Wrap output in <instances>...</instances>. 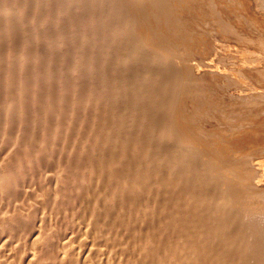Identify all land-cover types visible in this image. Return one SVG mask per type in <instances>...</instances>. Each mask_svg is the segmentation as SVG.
I'll return each mask as SVG.
<instances>
[{
	"label": "rangeland",
	"instance_id": "1",
	"mask_svg": "<svg viewBox=\"0 0 264 264\" xmlns=\"http://www.w3.org/2000/svg\"><path fill=\"white\" fill-rule=\"evenodd\" d=\"M14 1H16L17 3L15 4ZM69 1L68 0L67 1L66 0L64 1L63 0H12V1L11 0H0V140H1L0 142L1 143L0 144V177L1 178L3 177L11 178L12 177L14 181H15V178L17 180V182H13V180L10 181V178L7 179L8 181L6 180V184L8 183L11 187V188L9 187L11 194L9 193L10 192L9 190H7L8 192L4 190H0V200H1L0 201V205H1L0 215H2L1 212L3 211L4 212V213L2 212L4 216L3 218L5 219V221L7 218V222H9L10 227H12L8 231L9 226L8 227L4 226L6 224L8 225V223L4 221L2 216H0V218L3 219V220L2 219L0 220V223L1 222L5 223V224L3 223L4 227L1 226L2 223L0 224V226L2 227V228L0 227L1 228L0 232H2V234H0V243L2 242L0 246L3 245L2 249L0 247L1 251L3 250L2 252L0 251V259H1L0 264H23V262L21 261H24V260L26 261L29 258V255H30V258L27 262H29V264H37L38 258H39L38 254L40 252L37 249L38 247L35 245H39L42 242L41 243L39 242V238L41 237V235L37 233L38 228L36 226L39 225L38 223V221L40 220L39 216H41L43 213H47L46 218H48V219H45V221L47 220V223H45V226H44L45 228L42 227V230L45 232V234L49 235L50 233H52L54 237L53 241L55 240L54 241L55 244H58V245L61 244L62 242L61 240L63 239L64 240L62 243H64L65 240H69V241H65L66 244L67 242H69L68 244H71V247L69 246L70 249L68 247V250L74 249L73 251L71 250L72 254L73 252L75 253L80 252L77 255L75 254L73 256L74 258H77L78 255L80 256L78 258H82L84 256V252L86 251V248L89 245L88 243H90L91 241L89 236L88 238H85L86 237L85 233H86V228H87L85 223L81 221L79 222L80 223V226H79V223L75 222V227H72L71 224L69 225V221L66 220L65 214H64V217H65L64 219L63 217L64 212H61L62 214L58 215V217L54 215V217L52 218L53 215L48 213L49 211L47 210V208H45L44 206L43 208L41 207V204L44 201H46L45 200L46 194L44 193H45V190H48L47 188L52 189L51 195H50L52 199L56 197L57 194H59L60 196V194H63L64 192H68L70 193L71 196L73 194V197H75L76 199V200L74 199V201L78 203H79V198L81 197V195H86L92 198L91 200L92 202L96 195H100L101 197L99 198V200H97V202L99 203V206H101V204L103 203L102 199H104L105 197L104 195H106L105 191L107 190L109 192V190H112L113 187L116 186V189L118 188V191L116 193V199L113 200V202L109 200V203L111 204V206L110 205L109 206L113 214L114 213L116 214V212H119V211L121 212V214H123L125 213L127 207L129 206L128 201H127V198H128L127 191L126 189L122 190L123 184L125 183V181L126 182L128 181V178H137V177L139 178L141 176L140 178H151L150 184L153 183L151 192L150 193L144 192V195L142 196L143 197L142 200L150 201L151 203H153V199H154V200H157V202H161V204H162V201L164 200L167 202V205H165V207L162 206V208H164L163 210L167 212L169 208L171 207L170 203L172 201L171 200L172 195H170L171 194L170 192L175 187L174 189H176L177 193H179L180 195L183 192L188 193L187 194L188 196L184 195L182 198L180 196L181 205H185L182 203H187L188 205L187 207L189 209H192V207H194L195 205H196L195 208L199 206L198 209L200 208L199 210L207 214L205 218L206 220L204 219L203 223L207 222L208 224L209 222L212 224V221H213V223L216 225V221H217L218 222L217 227H218L220 225L219 221L222 220V219L219 220L218 218L220 217L218 216L214 217V214H211L212 216L210 215L209 212L213 208L212 205H211L212 208L210 210V207H211L210 204L202 203L201 200H199L201 197H204L203 195L204 193L208 194L210 192H213L212 191L213 188L211 186H205L207 185V182L203 183L204 179L201 180V178H199L200 176V171L198 168L199 163L196 162L197 164H195L193 162L191 164H194V166L193 165L189 167L186 166L185 163L183 162L184 160L181 159L182 154H180V156L177 157L179 160L175 162L174 156L173 154H171V151L169 148L170 145L172 146L171 140H169L167 137H161L159 135V133H161V130H163L162 129L163 123L167 116V111L165 109L164 100L167 98L173 97L174 95L179 94L178 91H180V88H178L179 71H177L176 68H175L176 70L175 71L172 67H169V66L167 67L164 64L161 65V63H158V64L152 63L153 65L152 64L150 65V62L146 61L144 57H140V56L138 57L134 55L132 56L129 54L131 52H129L128 54H125L123 52L127 50L128 46L124 40L125 37L123 33L121 34V30L118 29L117 27V24H119L120 19H119V16L117 15V12L116 13L113 12L117 8V6L115 3H114L115 5L113 4L112 0H105V1L104 0L102 1L101 0H71L70 2ZM9 2L10 3L12 2V3L10 4ZM65 2L66 3L68 2V3L66 4ZM63 3H65L64 4L65 6L63 5ZM102 3L105 7L102 5ZM12 4L14 5V8ZM110 4L114 5V8H113L114 10L112 11L114 16L113 14H110L111 13L109 11ZM60 5L64 7L63 8V10L65 9L64 11L61 9ZM15 6H16V9H15ZM107 9L109 12L106 11ZM254 10L258 11L260 14L264 16L263 6L261 7V6H258V4H256V7ZM100 11H102L103 14ZM213 13L215 14L218 12L217 11L214 12V9H213L212 11H210L209 16H211V14ZM125 14H126V11L124 12V15ZM105 16L108 18H106ZM206 20H200L199 22H197V24L199 25V32L202 30L201 37H200V40L197 46V50H198V53H200V56L198 55L192 56L191 61L193 60L192 61L193 63H198V64L199 63L203 64V63H206L207 61L208 63L210 61L212 62L216 61V63L218 64L220 63L226 64L229 58H227L226 56L219 57L216 53H214L215 45L214 47L211 45L216 44V42H220V43L223 42L225 46L224 45L221 46V51L224 50V52L226 53L230 52L231 54L233 53V54L238 55L239 53L237 52V50H234L230 46L226 45L227 43H229V37H228L230 36V33L228 32L229 29L226 28L224 25H222L220 28L216 26L218 25V23L216 24V22L218 21L215 20L214 18L211 20L210 18ZM108 25L110 27H108ZM73 30H74V33H73ZM60 31H61V34H60ZM70 31L71 33L69 34ZM250 31H251L250 32L251 34L260 35L255 30H250ZM112 35L113 36L115 35V36L113 37ZM210 35L211 36L213 35V36L211 37ZM236 43L238 44L242 43L241 46H239L238 48H242L244 46L248 49L250 48H253V49L255 48V50L257 49V47L255 46L256 44L250 41H245V42L239 41ZM229 48L232 49V51L229 50ZM259 50H260V55H258V59L256 61H253V63L256 66L263 67L264 66V48H260ZM200 66H203V65H200ZM74 71L78 73L77 76H76L77 73ZM176 80L177 82H175ZM247 92H250V90L248 89ZM100 94H102V96ZM8 110L10 113H8ZM58 121H60L61 123ZM64 132H65V135H64ZM74 132H75V135H74ZM67 134H69L70 136H68ZM101 135H104V136H101ZM17 136L18 138H16ZM3 137L5 138L4 140L7 143L3 140ZM67 137H68V140H67ZM83 137L84 139L82 140ZM10 138H11L10 140L11 143L9 142ZM70 138H72L73 143ZM41 139L42 141L39 142V140ZM89 139H90V142H89ZM111 140L113 142H111ZM2 141L4 142L2 143ZM74 142L76 143L77 146L74 145L75 144ZM8 143L10 145H8ZM67 143H69L68 144L69 147ZM5 144H7L8 146ZM104 144L106 145L104 146ZM61 145H62L63 150L61 148ZM70 145L71 147L74 146L76 150L74 148L71 149ZM101 147L103 148V150ZM69 150L71 151V153ZM39 154L42 156H40ZM54 154L55 156H53ZM76 155H78V157H76ZM171 155H172V158H171ZM18 156L19 158H17ZM20 156L23 157L22 159L27 158V160L25 159L26 161L24 160L21 161ZM112 160L114 161L112 162ZM26 162L30 164L27 165ZM20 164H22L23 166V167L21 166L23 168V171L21 170L22 168L20 167ZM100 164L102 165L100 166ZM196 166L197 168H195ZM4 168L5 170H3ZM101 169H102V172H101ZM7 170L10 172L8 174L10 176L7 175L8 173ZM15 171L17 173H19L18 171H20L19 173L20 176L16 175ZM51 171L52 173L53 172L55 173L51 174ZM149 172H151V174ZM30 176L34 178L31 179ZM54 176L57 177L58 179L57 178L54 179L55 178ZM72 176H75L74 178H78L76 179V182H73L74 178ZM44 177L46 178L47 182ZM112 177L114 179L112 180L111 183L104 180V178H112ZM19 178L22 181H20ZM37 178L40 179V182L38 181ZM59 178L61 182L63 179L67 184L64 182L62 183L59 182ZM65 178L66 179L68 178L67 181L65 180ZM167 178H172L173 183L169 184V182H167L168 181ZM26 180L27 181L29 180V181L27 182ZM42 180L44 183L42 182ZM57 180L59 183L57 182ZM68 180H71L72 182L71 181L68 182ZM23 181L25 184L22 183ZM31 181H33L34 183L33 182L30 183ZM199 181L201 182V186L199 185L200 184ZM0 183L5 184V181L3 182L0 180ZM13 183L15 184L21 183L23 184L22 185L23 187L21 186V184L16 185V190H15L14 189L15 186L13 185ZM48 183H50V185H47ZM33 184L35 186H33ZM39 185L41 189H43V191L40 189ZM156 185L159 188L161 187V190L156 191ZM19 186L21 188H19ZM56 186L60 190H58ZM26 187H29V190ZM166 188L169 189L167 191L168 194L166 192ZM162 189L164 191H162ZM31 193H32L33 198L35 197V194H36L37 199L34 198L35 201L31 199L32 197L29 196L31 195ZM8 194H10L11 196ZM12 195L14 198L12 197ZM21 195L23 196V198ZM42 195L43 196L45 195V198L43 197L41 198ZM192 195L194 197L196 196L199 198L195 199L193 198ZM8 196L12 197L13 199ZM26 196H27V199L30 198L29 201H27ZM1 197L3 199H1ZM17 197H19L20 199ZM191 198L193 200H191ZM6 199H8L9 202L12 199L10 204ZM59 199L61 198L59 197ZM81 199L82 198H80V200ZM194 199L195 201L196 200L197 201L194 202ZM15 200L16 202H14ZM19 200L22 202H20ZM30 200H33L34 203L37 202L36 205H39L41 201L43 200L40 206H37L39 207L37 208L38 211L35 216L37 217V219L32 218L33 216L32 217L28 216L29 215L28 212L31 211L30 209L31 207H29L28 206L29 204L27 203H31ZM38 200L40 201L38 202ZM6 201L8 202V206L10 208L5 203ZM2 202L5 203L6 206L4 204L2 205L1 204ZM82 202L83 201L81 200L80 204ZM20 203H23V204L20 205ZM197 203L199 205H197ZM192 204H194V206ZM20 206L22 207L20 208ZM120 207L122 209H120ZM2 208L7 210V213ZM27 208H29L30 211L29 210L25 211ZM8 209L9 210L12 209L11 213ZM42 209H45V210H43L42 212ZM64 209L69 211V209L67 208H64ZM206 209L210 211H206ZM22 210L26 212L27 216L25 215L24 211H23L24 213L22 212ZM123 210L125 211L123 212ZM40 211L42 212V214ZM39 212H40V215H39ZM16 213L19 214V216L23 214V217L28 219V221L30 220V218L33 221L35 219V221L34 222L32 220L30 222H28L27 220L25 221V218L23 219V217L22 218L17 217L18 215ZM5 214L9 217H7ZM11 214H14V215L12 216ZM48 215H50L51 217H49ZM10 216L12 218H10ZM59 217L63 219L59 220L60 219ZM8 218L9 220H17V221L19 220L18 222L15 221V223H17L19 227L16 226L17 224H15L14 221H9ZM229 218H230L229 223L230 224L233 223L230 225L231 228L235 227V229L233 230H237V233H239V230L241 231L242 229V232L246 230L247 231L246 233H248V230H249L247 228L248 224L246 225L245 223V225H243L244 223L243 224L241 223L242 222L241 219H238V220H241V222L239 221L241 224L239 222L238 223L234 222L237 220H233V216ZM52 219L53 220L56 219L55 221L59 220L60 224H59V221L58 223H52ZM65 220L68 222V224L67 222L66 223L64 222ZM24 222H25L26 229H25V226L23 227ZM31 222L33 225L30 224ZM63 222L66 224V226H64ZM260 222H261V219L260 221H258L259 226H260ZM262 222L264 223V219ZM13 223L15 225H13ZM211 224H210V228L214 226V224L213 225ZM206 226H209V224L206 225L205 223V227ZM217 227L215 229H217ZM13 228L15 230V231L13 230L14 233L12 231ZM66 228L70 230V233H69V230ZM77 228L79 229L78 230L79 233H77V235L78 234L80 235V236L78 235L79 236L78 238L82 237L81 235H83V238H80V239L76 238L77 236L75 234L77 232ZM2 229L3 230L6 229V230L3 231ZM23 229L24 230L28 229L29 231L27 230L25 231V233H23L24 232ZM64 229H66L67 232L63 231ZM71 229L73 232H71ZM80 229L84 232L85 235L80 234L81 232ZM92 229H93V226H92ZM196 229H198V227H196ZM260 229L262 231L261 238L264 240V237H263L264 225L260 227ZM21 231L23 235H21L22 234ZM55 231H57V234ZM53 232L58 236V238H56L57 236L55 237V234ZM4 233H5L4 236L8 238L7 241L5 240V237L2 236ZM27 233H28V238H27ZM35 233H37V235ZM65 233L66 234L68 233V234L66 235ZM30 234H32L33 236L36 235L39 237L37 238L35 236L36 238L35 237H34L35 239L33 238L34 239L33 241H36V243H34L31 240L33 236ZM25 235H26V238H25ZM67 236L69 238L66 239ZM71 236H74L76 239H74ZM248 236H247V240L251 238V233H250L249 238ZM10 237L11 239H9ZM18 238H19V242H17ZM22 238L27 242V244H25V241ZM253 238L254 237L252 236L250 240L253 241ZM79 240H80V243H77ZM263 240L261 243H264ZM3 241L6 242V247ZM9 241L11 245L16 242V246L18 245L17 243H21V245L23 244L25 246H20L19 244L20 249L18 246L17 248H15L16 246L9 245ZM238 241L236 240L237 243ZM28 244H30V246ZM78 244H81L79 245L80 248H78V250L80 251H77ZM27 245L30 247L31 249L30 251ZM31 245H33V247L35 246L36 249H33ZM63 247H64V244L63 246H61V249H63ZM9 248L11 249V251H7V250H10ZM75 248H76V251H75ZM24 249H26V252ZM59 249L54 248L53 246L48 247V246L43 245V251L51 256V257L48 256L50 257V260L49 259L44 260L45 264H47L48 262L50 264L51 263L60 264L58 263L59 261H62L61 260L62 254L60 253V251L61 252L63 251L62 250L59 251ZM260 250H262L263 252L261 251V253L264 254V250L262 249V246L260 247ZM33 251L34 252L36 251V252L33 254ZM6 252H8L7 253L8 256H6L7 254L5 255ZM10 253L11 255L9 256ZM21 253L24 255H22ZM31 254L32 256L36 255L38 257L37 258L36 256H34L37 258L36 259L37 261L35 260V258H31L32 257ZM40 255L41 253L39 254V256ZM45 257H47V255L44 254V258ZM22 258L24 259L22 260ZM30 260H32V262ZM51 260L52 262H50ZM44 261L40 262V264L44 263ZM27 262L25 263L27 264Z\"/></svg>",
	"mask_w": 264,
	"mask_h": 264
},
{
	"label": "bare ground",
	"instance_id": "2",
	"mask_svg": "<svg viewBox=\"0 0 264 264\" xmlns=\"http://www.w3.org/2000/svg\"><path fill=\"white\" fill-rule=\"evenodd\" d=\"M112 1H113V4L114 3L116 4L117 8L115 6L116 9L114 10L113 8H114L115 4L114 5L110 4L109 5V11L111 12L110 14H113V12L114 13L117 12V15L119 16V19H120V22H119V24H117V27H118V29L121 30V34L123 33V35L125 37L124 40L128 46L127 50L123 51V52L125 54H128L129 52H131L132 54L131 53H129V54L132 56L134 55V56H138V57L139 56L144 57V59H146V61L150 62V65L152 63H154V64L161 63V65L164 64L167 67L168 66L172 67L174 70L176 68L177 71H179L178 88H180V91H178L179 94L174 95L173 97H170V98H167L164 100L165 109L167 111V116H166L164 123H163V127H162L163 130H161V133H159V135L161 137H167L169 140H171L172 146L170 145L169 148H170L171 154H173V156H174L175 162H177L179 160L177 157L180 156V154H182L181 159L184 160L183 162L185 163L186 166H188V167L191 165L194 166V164H191L193 162L195 164H197L196 162L199 163V165H198V168L200 171L199 178H201V180L204 179L203 183L207 182V185H205V186H211L213 188V190H212L213 192H210L208 194L204 193L203 194L204 197H201L199 200H201L202 203L210 204V206L212 205L213 208H212V206L210 207V210H211V208H212V210L210 211V210L206 209V211H210L209 212L210 215L214 214V217L218 216L220 218H218V217H216V218H218L219 220H221V219L222 220L219 221L220 225L218 227H217V225H218L217 221H216V225L212 221V224L208 222L209 226L205 227V223H206V225H208V224H207V222H205V223H203V222H204V219L206 218L207 214H205L204 212L199 210L200 209V208L198 209L199 206L197 208H195L196 205L194 206V204H192L194 206V207H192V209H189L187 207L188 206L187 203H182L185 205H181L180 196H181V198L184 195L188 196L187 195L188 193L183 192L185 194L182 193L183 195L182 194L180 195L179 193H177L176 189H174L175 188L174 186H173L174 187L173 190L171 189L172 191L170 192L171 193L170 195H172L171 196L172 201L170 203L171 207L169 208V210L167 209L168 210L167 212L163 210L164 208H162V206L165 207V205H167V202L164 200L162 201V204H161V202H157V200H154V199H153V203H151L150 201L142 200L143 199L142 196L144 195V192H147V193L151 192L153 183L150 184L151 178H140L141 176L139 178L138 177L137 178H128V181L127 182L125 181V183L123 184L122 190L126 189L127 197H128L127 201L129 204L126 211L123 210V212L125 211V213L122 212L123 214H121L120 211H119L120 213L116 212V214L115 213L113 214L111 212V209H110L111 204L109 203V200L113 202V200L116 199V193L118 191V188L116 189V186H114L112 190H109V192L107 190L105 191L106 195H104L105 197H104V199H102L103 203L101 204V206H99V203L97 202V200H99V198L101 197L100 195L94 194L96 196H95L93 202L91 201L92 198H90L86 195H81L80 198H82L81 200L84 203L82 202L80 204V201H81L80 198H79V203H78V202L74 201L75 197H73V194L71 196L70 193H68V192H64L63 194H60V196H59V194H57V196L52 199L50 197L52 189L47 188L48 190H45V193H44V194H46V198H45V195L41 196V198L43 197L46 200L44 202H43V200L41 201V203L43 202L42 204L40 203L41 207L43 208V206H44L45 208H47V210L49 211L48 213L53 215L52 218L54 217V215L58 217V215L62 214L61 212H64L63 217L65 214L66 220L69 221V225L71 224L72 227H75V222H77V223H79L81 221L84 222L86 227H87L86 233H85L86 235L84 234V232L81 229H80L81 230L80 234H84L86 236V237L84 236L85 238H88V236H89L91 241H90V243H88L89 247L87 246L86 251L84 249V251H85L84 256L82 258H78V257H80L78 255L77 258H74L73 256L75 254L77 255L80 252H78V253L73 252V254H72L71 250L73 251L74 249L68 250V247L69 246L71 247V244H68L69 242H67V244H68L67 245L65 243V241H69V240H65L64 243H62L64 240L63 239V240H61L62 241L61 244H59V245L55 244V242H54L55 240L53 241L54 237H53L52 233L48 232V233H50L48 235V234H45V232L42 230V227H44L45 223H47V220L45 221V219H48V218H46L47 213L42 214L43 210H45V209H42V212L40 211L42 215L39 216L40 212L38 215L40 220L39 221L36 220V221H38L39 225L38 226L35 225L38 228L37 233L39 235H41L42 239H41V237L39 238L38 236H36L37 233H35L36 235H34V236L32 234H30L33 236L31 239L32 241L37 237V238H39V242L40 243L42 242L39 245H35L38 247L37 249L41 253V255L39 256L40 253L39 254L37 253L39 258L36 255H34V256H36L38 258L39 264H40V262H42L44 260H47V259L50 260L51 256L43 251V245H45L48 247L53 246L54 248H57V249L60 248L59 251L60 250L63 251V252L60 251V253L62 254V255L60 254L62 257V259H61L62 261L58 262L60 264H264V254H262L261 253L262 250H260L261 246H262V249L264 250V248H263L264 243H261L263 239L261 238L262 237V231L260 229V227H262L264 225V223L262 222L264 219V66L259 67L253 63V61H256L258 59V55H260L259 49L264 48V16L262 14H260L258 11H255L254 9L256 7V4H258V6L264 7V0H112ZM252 1H253V3H252ZM14 2H15V4L17 3L16 1H14ZM65 3H63V5ZM13 4H12V6L14 8ZM102 5H103V3H102ZM63 8L64 7L61 6L62 10H63ZM15 9H16V6H15ZM213 9H214V12L217 11L218 13H215V14L213 13V14H211V16H209L210 11H212ZM9 10H11V9H9ZM106 11H108V9ZM125 11H126V14L124 15ZM56 12H57V10H56ZM58 12H59V10H58ZM60 12H62V11H60ZM100 12H102V11H100ZM52 14H54V13H52ZM61 14H63V13H61ZM102 14H103V12H102ZM102 14H100V15H102ZM113 16H114V14H113ZM64 17H66V16H64ZM106 18H108V17H106ZM209 18H210V20L213 18L215 20H217L218 22H216V24L218 23V25H216V26H218L219 28L222 25H224L226 28L229 29L228 32L230 33V36H228V35L227 36L229 37L230 45H229V43H227L226 45L230 46L234 50H237V52L239 53L237 55V54H233V53L231 54L230 52H228L229 53L228 54V53L224 52V50L221 51V46L222 45L225 46V44H223V42L220 43V42L215 41L216 44L211 45L213 47L215 45L214 53H216L219 57L226 56L227 58H229V60L226 64H223V63L218 64L214 60L215 62L210 61L208 63V61H207L206 63H203V64L199 63L200 65H203V66H200L198 63H193L192 62L193 60L191 61L192 56H194V55L200 56V53H198V50H197V46H198V43H199V40L201 37L202 30L199 32V25L197 24V22H199L200 20H206ZM101 20H102V18H101ZM109 22H111V21H109ZM108 27H110V26L108 25ZM250 30H255L260 35L251 34ZM36 33H37V31H36ZM70 33H71V31L69 32V34ZM73 33H74V30H73ZM60 34H61V31H60ZM64 36H65V34H64ZM222 36H223V34H222ZM60 38H62V37H60ZM239 41L240 42H245V41L253 42L256 44L255 46L257 47V49L256 50H255V48L254 49L253 48L248 49L244 46L242 48H238L242 44V43L241 44L236 43ZM224 43H225V41H224ZM232 49L229 48V50H231V51H232ZM123 57H124V55H123ZM128 57H130V56H128ZM121 59H123V58H121ZM134 59H136V58H134ZM141 60H142V58H141ZM206 60H207V58H206ZM74 72H76V71H74ZM77 75H78V73L76 74V76ZM74 76H75V74H74ZM175 82H177V80ZM123 86H125V85H123ZM176 87H177V85H176ZM248 89L250 90V92H247ZM100 95L102 96V94H100ZM110 99H112V98H110ZM96 100H98V99H96ZM49 108H50V106H49ZM8 113H10L9 110H8ZM58 122H60V121H58ZM6 123H8V122H6ZM112 124H113V122H112ZM68 130H69V128H68ZM78 130H79V128H78ZM57 131H59V130H57ZM70 134H71V132H70ZM64 135H65V132H64ZM67 135L70 136L69 134H67ZM74 135H75V132H74ZM101 136H104V135H101ZM16 138H18V136ZM57 138H58V136H57ZM4 139L5 138L3 137V140ZM65 139H66V137H65ZM70 139L72 140V138H70ZM83 139H84V137L82 138V140ZM103 139H105V138H103ZM10 140H11V138L9 139V142H10ZM56 140H58V139H56ZM67 140H68V137H67ZM107 140H109V139H107ZM4 141H2V143ZM19 141H20V139H19ZM41 141H42V139L39 140V142H41ZM98 141H99V139H98ZM0 142H1V140H0ZM77 142H79V141H77ZM89 142H90V139H89ZM111 142H113V141L111 140ZM72 143H73V140H72ZM65 144H66V142H65ZM68 144L69 143H67V145ZM5 145H7V144H5ZM8 145H10V144L8 143ZM74 145H76V143ZM105 145L106 144H104V146ZM68 147H69V145H68ZM70 147H71V145H70ZM28 148H27V150H28ZM61 148H62V145H61ZM72 148L75 149L74 146L71 147V149ZM23 149H25V148H23ZM44 150H46V149H44ZM50 150H51V148H50ZM62 150H63V148H62ZM102 150H103V148H102ZM70 153H71V151H70ZM75 153H76V151H75ZM110 153H112V152H110ZM147 154H149V153H147ZM19 155H21V154H19ZM61 155H60V157H61ZM40 156H42V155H40ZM53 156H55V154ZM76 157H78V155H76ZM17 158H19V156ZM22 158L23 157H21V161L27 160V158H25L26 160L22 159ZM171 158H172V155H171ZM68 159H70V158H68ZM29 161H27V162H29ZM113 161L114 160H112V162ZM101 163H102V161H101ZM29 164L30 163H27V165H29ZM76 164H77V162H76ZM180 164H181V162H180ZM91 165H92V163H91ZM101 165L102 164H100V166ZM21 166H22V164H20V167ZM48 166H47V168H48ZM26 167H28V166H26ZM195 168H197V166ZM3 170H5V168ZM21 170L23 171V168ZM32 171H34V170H32ZM37 171H38V169H37ZM7 172H8L7 173V175H8L10 172L8 170H7ZM18 172L20 173V171H18ZM101 172H102V169H101ZM19 173L16 172L15 174L19 175ZM54 173L55 172L52 173V171H51V174H54ZM57 173H58V171H57ZM149 173L151 174V172H149ZM42 174H43V172H42ZM46 174H48V173H46ZM25 175H27V174H25ZM8 176H10V175H8ZM90 176H92V175H90ZM72 177L74 178L75 176H72ZM8 178H10V177H8ZM8 178H6V177L1 178L0 177L1 181H3V182L5 181V184L0 183V185H1L0 190H4V191L9 190L10 185L8 183L6 184V180ZM23 178H25V177H23ZM33 178L31 177V179H33ZM56 178L57 177H55L54 179H56ZM60 178H59V182H61ZM67 179L65 178L66 181H67ZM69 179H70V177H69ZM76 179H78V178H74L73 182H76ZM113 179H114L113 177L112 178H104V180H106L107 182H110V183L112 182ZM194 179H196V178H194ZM11 180H13V182H17L16 178L14 181V179L11 177L10 181ZM19 180H20V178H19ZM19 180H18V182H19ZM45 180H46V178H45ZM167 180H168L167 182H169V184L173 183L172 178H167ZM20 181H22V180H20ZM38 181L40 182V179H38ZM70 181L71 180H68V182H70ZM32 182L33 181H31L30 183H32ZM42 182H43V180H42ZM46 182H47V180H46ZM57 182H58V180H57ZM62 182L66 183L63 179H62ZM22 183H24V181ZM161 183H162V181H161ZM20 184L21 183H18V184L13 183V185L15 186L14 189L16 190V185H20ZM40 184H42V183H40ZM22 185L23 184H21V186ZM47 185H50V183H48ZM157 185H156V191L161 190V187L159 188V187H157ZM199 185L201 186V182ZM33 186H35V185L33 184ZM163 186H165V185H163ZM39 187H40V185H39ZM75 187H76V185H75ZM19 188H21V187L19 186ZM26 188L29 190V187H26ZM56 188L58 190H60L57 186H56ZM22 189H24V188H22ZM36 189H37V187H36ZM40 189H41V187H40ZM201 189H202V187H201ZM41 190L43 191V189H41ZM68 190H70V189H68ZM168 190L169 189L166 188V192ZM162 191H164V190L162 189ZM7 192H6V194H7ZM13 192H14V190H13ZM33 192H35V191H33ZM9 193L11 194V191ZM27 193H29V192H27ZM10 194H8V195H10ZM33 194H35V193H33ZM167 194H168V192H167ZM13 195H12V197H13ZM25 195H26V193H25ZM10 196H8V197H10ZM29 196L32 197V193ZM12 197H10V198H12ZM19 197H17V198H19ZM59 197L61 199H59ZM22 198H23V196H22ZM34 198H36V194H35ZM34 198L32 197L31 199L34 200ZM193 198L198 199L199 197L193 196ZM1 199H3V198L1 197ZM12 199H11V201H12ZM26 199H27V196H26ZM29 199H27V201H29ZM120 199H121V197H120ZM185 199H187V198H185ZM195 199H194V202L197 201V200L195 201ZM6 200L9 202L8 199H6ZM33 200H30V202L32 203ZM40 200H38V202ZM191 200H193V199L191 198ZM3 201H5V200H3ZM7 201L5 203L8 206ZM10 202H9V204H10ZM14 202H16V200ZM20 202H22V201H20ZM5 203L2 202L1 204L5 205ZM31 203H27V204H29L28 206L31 207L30 208L31 211L29 208H27L25 211L29 210L30 212H28V214H29L28 216H31V217L33 216L32 218L37 219V217H35V216H36L37 211H38L37 208H39L37 206H40V204L36 205L37 202L36 203L33 202L32 204ZM76 203H78V204H76ZM21 204H23V203H20V205ZM27 204H26V206H27ZM30 205H32V206H30ZM117 205H119V204H117ZM197 205H199V204L197 203ZM26 206H25V208H26ZM21 207L22 206H20V208ZM61 208L62 209L67 208V209H69V211L65 210V209L62 210ZM114 208H115V206H114ZM2 209L5 210L4 208H2ZM120 209H122V208L120 207ZM120 209H118V210H120ZM11 210H9L10 213H11ZM39 210H41V209H39ZM50 210H51V212H50ZM5 211L7 213V210H5ZM23 211L24 210H22V212ZM2 212H1L2 215H0V216H2V218H3L4 212L3 213ZM12 212H14V211H12ZM14 214H11V215L13 216ZM17 215H18L17 217H21V218L23 217V214H21V216H19V214H17ZM25 215H26V212H25ZM48 216L51 217L50 215H48ZM231 216H233V220H237L234 222L238 223L239 221L241 222V220H242L241 223L242 224L244 223L243 225H245V223H246V225L248 224L247 225L248 226L247 228L249 229L248 233H246L247 232L246 230H244L242 232V229H241V231L238 229L239 233H237V230H233V229H235V227L231 228V226H230L233 223H231V224L229 223V219H230L229 217H231ZM7 217H9V216H7ZM65 217H64V219H65ZM2 218H0V220ZM10 218H12V217L10 216ZM21 218H19V219H21ZM24 218L25 217H23V219ZM59 218H60L59 220L63 219L61 217H59ZM35 219H34V221H35ZM238 219H241V220H238ZM260 219H261V222H260V226H259L258 221H260ZM8 220H9V218H8ZM26 220L28 221V219L25 218V221ZM31 220L32 219L30 218V220L28 222H30ZM49 220H50V218H49ZM55 220L52 219V223H58L59 220L58 221H55ZM66 220L64 221L65 223L67 222ZM4 221H5V219H4ZM9 221H14V223H15V221L18 222L19 220L18 221L17 220H9ZM53 221H55V222H53ZM5 222H7V218H6ZM20 222H21V220H20ZM20 222H19V224H20ZM3 223L1 226H3L5 224V223L4 224ZM7 223H8V225L6 224L4 226H7V227L9 226V229H8V231H9L10 228H12V227H10L9 222H7ZM10 223H12V222H10ZM14 223H13V225L17 224V223H15V224ZM65 223H64V226H66ZM228 223H229V225H228ZM30 224L33 225L32 222ZM59 224H60V221H59ZM67 224H68V222H67ZM210 224L211 225L214 224V226H213L214 228L213 227L210 228ZM16 226H18V224ZM24 226H25V222H24L23 227ZM79 226H80V223H79ZM92 226H93V229H92ZM196 227H198V229H196ZM216 227H217V229H215ZM70 228H71V226H70ZM25 229H26V226H25ZM66 229H68V228H66ZM66 229H64L63 231H66ZM4 230H6V229H4ZM13 230H14V228L12 229V231ZM27 230L23 229V231H24L23 233H25V231H27ZM78 230L79 229L77 228V232L75 234L77 236L76 238L77 239L83 238V235H81L82 237L78 238L80 236L79 234H78L79 236L77 235V233H79ZM14 231H13V233H14ZM50 231H52V230H50ZM55 232L57 234V231H55ZM71 232H73L72 229H71ZM21 233H22V231H21ZM23 233L21 235H23ZM69 233H70V230H69ZM250 233H251V238H252V236L254 237L253 241H251L250 240L251 238H249ZM0 234H2V232H0ZM56 234H55V237L57 236ZM62 234H63V232H62ZM4 235H5V233L2 236L5 237ZM68 236L66 237V239L69 238ZM247 236L249 238L248 240H247ZM59 237H61V236H59ZM71 237L76 239L74 236H71ZM71 237H70V239H71ZM263 237H264V235H263ZM6 238L7 237H5V240L7 241L8 238L7 239ZM19 238H18V241L16 239L17 242H19ZM25 238H26V235H25ZM27 238H28V233H27ZM56 238H58V236ZM9 239H11V237ZM40 239H41V241H40ZM36 240H38V239H36ZM236 240L237 241L239 240L238 243L236 242ZM10 241H9V245H11ZM73 241H75V240H73ZM33 242L36 243V241H33ZM1 243H0V245H1ZM4 243H5V247H6V242H4ZM77 243H80V240ZM7 244H8V242H7ZM17 244H18L17 246L19 247V249H20V246H25L23 244L21 245V243H17ZM19 244H20V246H19ZM25 244H27L26 241H25ZM30 244H28V245L30 246ZM63 244H64V247H63V249H61V246H63ZM65 244H66V246H65ZM81 244H82V242H81ZM81 244L77 245V251H80V250H78V248H80L79 245H81ZM83 244H84V242H83ZM12 245L16 246V242L13 243ZM17 246L15 248H17ZM35 246L33 247V245H31V247L33 249H36ZM0 247L2 249L3 245ZM70 247H69V249H70ZM1 249H0V251H1ZM21 249H22V247H21ZM24 250L26 252V249H24ZM30 250L31 249L29 247V251ZM7 251H11V249L7 250ZM75 251H76V248H75ZM14 252H12V253H14ZM35 252L33 251V254ZM7 253L8 252H6L5 255ZM17 253H18V251H17ZM44 254L47 255V257L44 258ZM58 254H59V252H58ZM10 255H11V253L9 254V256ZM22 255H24V254H22ZM22 255H21V257H22ZM6 256H8V254ZM31 256H32V254H31ZM34 256H32L31 258H35V260H36L37 258ZM48 256H50V257H48ZM29 258H30V255H29ZM29 258L26 261L25 260L24 261L27 262L29 260ZM60 258H59V260H60ZM23 259L24 258H22V260ZM24 261H21V262H23V264H24L25 263ZM30 261L32 262V260H30ZM38 262H37V264H38ZM46 262H48V261H46ZM50 262H52V260ZM27 264H29V262H27ZM42 264H45V261Z\"/></svg>",
	"mask_w": 264,
	"mask_h": 264
}]
</instances>
